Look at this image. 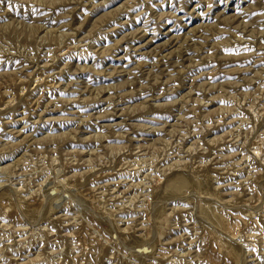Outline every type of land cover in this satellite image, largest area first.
Returning a JSON list of instances; mask_svg holds the SVG:
<instances>
[{"label":"rangeland","instance_id":"374dc122","mask_svg":"<svg viewBox=\"0 0 264 264\" xmlns=\"http://www.w3.org/2000/svg\"><path fill=\"white\" fill-rule=\"evenodd\" d=\"M263 161L264 0H0V264H264Z\"/></svg>","mask_w":264,"mask_h":264},{"label":"bare ground","instance_id":"6f19581e","mask_svg":"<svg viewBox=\"0 0 264 264\" xmlns=\"http://www.w3.org/2000/svg\"><path fill=\"white\" fill-rule=\"evenodd\" d=\"M264 162V161H263ZM148 168V167H147ZM180 183V182H179ZM33 209V208H32ZM28 214V213H27ZM258 225V224H257ZM78 239V238H77Z\"/></svg>","mask_w":264,"mask_h":264}]
</instances>
